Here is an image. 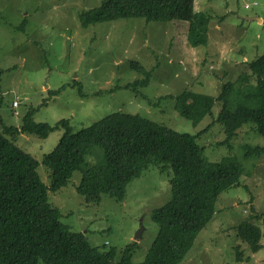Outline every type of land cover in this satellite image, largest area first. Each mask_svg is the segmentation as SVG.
Segmentation results:
<instances>
[{
    "label": "rangeland",
    "instance_id": "obj_1",
    "mask_svg": "<svg viewBox=\"0 0 264 264\" xmlns=\"http://www.w3.org/2000/svg\"><path fill=\"white\" fill-rule=\"evenodd\" d=\"M101 1L0 0V124L19 127L32 110L36 123L53 126L66 119L78 132L121 112L138 114L179 133H200L202 157L219 162L232 156L242 175L239 186L219 196L213 218L179 264H264V156L245 157L243 150L244 145L264 146V139L249 123L237 130L228 147L223 144V126L214 122L221 104L216 103L212 114L195 126L179 116L168 98L184 89L216 97L231 82L232 110L259 106L247 64L264 53V0H195V11L210 18L208 43L198 48L187 45L188 23L182 21L146 23L132 18L82 27L80 13ZM132 62L152 71L141 95L113 89L141 77L130 67ZM62 133L60 128L46 138L8 137L38 161L37 173L45 185L49 171L41 160ZM100 160L101 155L87 156L67 186L49 192V201L59 210L61 222L84 234L93 247L114 248L120 256L126 245L136 243L132 261L140 263L157 234L152 212L168 201L173 171L150 165L127 186L122 200L103 195L98 205L86 204L76 185L82 172ZM256 215H261L258 220ZM250 217L262 234V248L256 253L237 238L235 229Z\"/></svg>",
    "mask_w": 264,
    "mask_h": 264
},
{
    "label": "trees",
    "instance_id": "obj_2",
    "mask_svg": "<svg viewBox=\"0 0 264 264\" xmlns=\"http://www.w3.org/2000/svg\"><path fill=\"white\" fill-rule=\"evenodd\" d=\"M194 3L195 0H102L99 6L80 13L79 19L84 28L118 19L182 21L188 23L187 45L198 48L208 43L210 18L195 11ZM130 67L141 77L113 89L141 95L140 89L149 84L152 71L138 62H132ZM247 68L256 84L257 108L238 106L232 110L231 82L225 83L216 97L184 89L168 98L174 101L179 116L195 126L212 114L216 103L221 104L214 122L223 126V144L228 147L237 130L249 123L264 139V53L248 62ZM78 92L82 96L81 87ZM33 113L29 110L19 127L0 124V264H179L213 218L219 196L239 186L242 169L238 161L232 156L219 162L205 160L197 143L200 133H179L138 114L121 112L74 132L66 119L51 126L36 123ZM60 128L63 133L57 145L41 160L49 171V184L45 185L37 173L38 161L8 137L30 134L46 138ZM243 150L245 157L264 156V146L244 145ZM89 155H101V160L84 170L76 185V192L86 204L98 205L103 195L122 200L127 186L150 165L173 171L168 201L152 212L157 234L140 263L132 261L136 243L126 245L120 256L114 248L93 247L84 234L73 232L61 222L59 210L49 201V192L67 186ZM235 229L237 238L251 252L262 248L261 230L251 217ZM235 250L239 256L238 247Z\"/></svg>",
    "mask_w": 264,
    "mask_h": 264
},
{
    "label": "water",
    "instance_id": "obj_3",
    "mask_svg": "<svg viewBox=\"0 0 264 264\" xmlns=\"http://www.w3.org/2000/svg\"><path fill=\"white\" fill-rule=\"evenodd\" d=\"M257 20H259V19H257ZM141 231H142V229H140V230L137 232L135 239L140 238Z\"/></svg>",
    "mask_w": 264,
    "mask_h": 264
},
{
    "label": "built area",
    "instance_id": "obj_4",
    "mask_svg": "<svg viewBox=\"0 0 264 264\" xmlns=\"http://www.w3.org/2000/svg\"><path fill=\"white\" fill-rule=\"evenodd\" d=\"M13 106H17V103L16 102H13Z\"/></svg>",
    "mask_w": 264,
    "mask_h": 264
}]
</instances>
